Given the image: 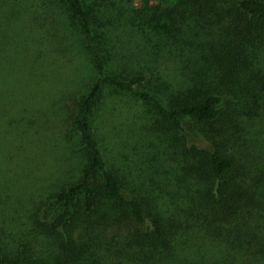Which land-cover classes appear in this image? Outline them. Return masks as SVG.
Here are the masks:
<instances>
[{
    "label": "trees",
    "instance_id": "trees-1",
    "mask_svg": "<svg viewBox=\"0 0 264 264\" xmlns=\"http://www.w3.org/2000/svg\"><path fill=\"white\" fill-rule=\"evenodd\" d=\"M51 1L92 73L68 115L79 158L26 231H0V264H264V227L255 231L254 219L264 220L263 179L245 132L263 101L264 0ZM113 40L145 51L139 69L117 68ZM165 61L175 77L162 73ZM110 91L173 131L165 168L125 170L110 154L99 128ZM190 121L198 137L184 135ZM192 234L221 245L219 260L184 250Z\"/></svg>",
    "mask_w": 264,
    "mask_h": 264
},
{
    "label": "rangeland",
    "instance_id": "rangeland-1",
    "mask_svg": "<svg viewBox=\"0 0 264 264\" xmlns=\"http://www.w3.org/2000/svg\"><path fill=\"white\" fill-rule=\"evenodd\" d=\"M132 1L139 4L143 0ZM137 42H141L139 38ZM78 45L60 9L51 0H0V231L5 235L26 231L33 216L31 211L39 210L47 192L76 168L79 155L69 125V109L92 76ZM113 46L119 70L131 72L137 67L136 61L138 65L143 63L145 51L134 44L113 40ZM160 69L175 77L173 62H163ZM261 94L264 101V85ZM104 100L99 128L107 130L105 141L118 164L140 173L149 165L165 168L169 161L165 151L170 150L166 138L173 142L175 137L169 126L126 93L110 91ZM263 101H258V108L250 113L245 126L259 154V175L263 181L257 187L261 192ZM198 133L199 126L188 122L184 135L190 138ZM252 171L256 174L253 168ZM155 181L150 183L148 179L146 183L154 185ZM257 197L264 199L263 193ZM258 211H264V204ZM254 219L258 220L255 231L258 229L261 234L264 220L259 215ZM185 245L183 249L194 255L202 256L206 248L207 255L212 252L219 260L223 253L221 245H210L193 234L187 237ZM241 262L247 259L235 258L230 264Z\"/></svg>",
    "mask_w": 264,
    "mask_h": 264
}]
</instances>
